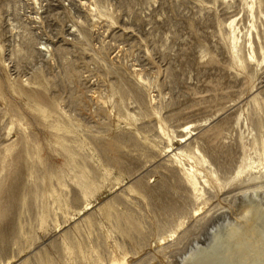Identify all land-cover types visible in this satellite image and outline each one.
<instances>
[{"label": "rangeland", "instance_id": "rangeland-1", "mask_svg": "<svg viewBox=\"0 0 264 264\" xmlns=\"http://www.w3.org/2000/svg\"><path fill=\"white\" fill-rule=\"evenodd\" d=\"M40 1L0 0V264H182L264 161V0Z\"/></svg>", "mask_w": 264, "mask_h": 264}, {"label": "bare ground", "instance_id": "bare-ground-1", "mask_svg": "<svg viewBox=\"0 0 264 264\" xmlns=\"http://www.w3.org/2000/svg\"><path fill=\"white\" fill-rule=\"evenodd\" d=\"M33 1H34L33 4L36 5L37 9H43V5H42L43 3L40 0H33ZM83 3H84V6L88 4L87 2H83ZM89 8L90 7H88V9ZM98 14H99L98 16H101V17L104 16L100 11H98ZM36 19L41 22L43 18L41 15H39L37 16ZM76 30L77 28H75V30L73 31H76ZM77 32H79V35L85 39V36L80 31V28H78ZM44 44H47V43H44ZM44 47H46L49 51L46 50V48ZM44 47L40 50L51 53L52 48H50V45H46ZM140 80L143 81L142 78H140ZM201 155L203 157V154ZM262 155L264 156V152ZM193 170H190V171L188 170L189 173L187 174V179L194 193L196 192V193L203 194L205 192L206 187L204 188L200 184L199 178L200 179L202 178L201 175L199 176L200 172L197 173ZM255 170L256 171L254 172V174L248 180V183L251 184L249 189H251L252 192H249L245 200L242 202L241 207L239 209V214L236 215L234 220L232 219L227 224L225 223L226 225L220 226L217 229H215L214 233L212 232L213 234L211 235L209 242H205L207 243L205 246L201 245L202 247L196 248L193 253H191L188 257H186L187 259H185L182 264H264V195H262L264 193V161L260 163L256 167ZM239 172L238 174H240ZM206 205L207 204L205 203L203 207L198 209L197 211L198 212L203 211ZM180 225L183 226L182 224ZM177 232L176 231L171 232L168 238L175 237V235H177ZM73 238H75V234ZM73 245H74V242H73ZM64 247H65V251L68 253H71L73 251V248H72L73 246L66 240V238H64ZM128 257H129L128 253L114 256L111 264H128L129 263Z\"/></svg>", "mask_w": 264, "mask_h": 264}]
</instances>
